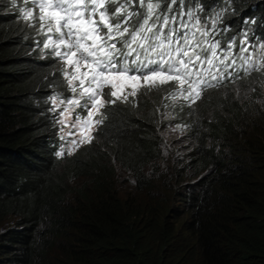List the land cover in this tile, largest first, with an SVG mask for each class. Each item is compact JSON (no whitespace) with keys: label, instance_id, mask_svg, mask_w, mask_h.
Here are the masks:
<instances>
[{"label":"trees","instance_id":"16d2710c","mask_svg":"<svg viewBox=\"0 0 264 264\" xmlns=\"http://www.w3.org/2000/svg\"><path fill=\"white\" fill-rule=\"evenodd\" d=\"M186 1L228 4L232 19L264 26V0ZM27 49L0 9V220L14 219L0 231V264H264V120L211 96L210 124L192 121L194 147L174 181L146 172L161 158L156 124L129 128L115 150L58 161L28 103L47 68H34ZM114 161L133 173L143 203L120 191Z\"/></svg>","mask_w":264,"mask_h":264},{"label":"snow or ice","instance_id":"6c2138e0","mask_svg":"<svg viewBox=\"0 0 264 264\" xmlns=\"http://www.w3.org/2000/svg\"><path fill=\"white\" fill-rule=\"evenodd\" d=\"M11 2L15 4L16 0ZM161 2L33 0L38 15L33 16L29 9L22 10V18L29 21L30 27L38 25L37 34L44 37L42 42H37L42 51L49 50L64 65L61 75L73 93L68 104L86 109L85 116H78L73 125L79 129L81 138L70 142L68 155L79 145L92 142V132L107 118L100 109L117 101L127 103L128 97L135 98L142 87L154 88L172 82L176 90L169 93L171 97L182 96L195 103L201 96L202 86H215L207 76L217 81L231 77V73L225 76V72L236 65V59L232 58L235 40L221 49L215 39L219 35L216 25L221 13L205 17L202 24L195 9L183 11L184 0H179L174 15L171 6L177 5V0H163V10ZM109 5H114L111 11ZM137 7L144 12L134 10ZM134 17L137 20L132 24ZM184 17L193 21L191 26ZM242 35L244 39L236 55L244 63H250L259 47L264 62V42L248 45L247 32ZM105 88H108V99H104ZM57 99L52 97V102L55 104ZM81 100L85 101L83 105ZM97 115L99 119L94 120ZM58 123L64 125L66 119L58 118ZM60 131L63 133L64 128ZM56 155L64 157L65 149L61 148Z\"/></svg>","mask_w":264,"mask_h":264},{"label":"clouds","instance_id":"9594fccd","mask_svg":"<svg viewBox=\"0 0 264 264\" xmlns=\"http://www.w3.org/2000/svg\"><path fill=\"white\" fill-rule=\"evenodd\" d=\"M153 2H155V0H153ZM183 4L186 6L196 5L200 8L202 7L203 11L201 12V16L204 20L205 17L211 18L215 16L216 13H221L220 21L216 25L219 35H216L215 39L220 42L221 49H223L229 41L235 40V45L232 49V58L236 59V65L228 68L225 72V76L231 73V77L217 81L212 80L211 76H207L206 79L215 86H202L201 96L195 103L185 100L182 96L175 98L171 97L169 93L176 90V85L172 82L167 83V86L160 85L155 88L154 93L147 95L141 94V91L146 92L148 87H142L135 98L132 96L128 97L127 103L117 101L115 104H109L100 109L107 118L102 124L97 125L95 131L92 132L94 137L92 142L79 145L73 150L72 155H68L67 151L71 147L70 142L73 139L79 141L81 138L79 129L73 127V125L76 123L78 116L82 118L85 116L86 109L68 104L67 101L73 98V93L70 91L69 86L61 75V69L64 67L63 63L60 62L58 58L51 56L49 50L42 51L41 46H39L37 42H42L44 37L37 34L38 25L37 27H30L29 21L22 18L23 9L32 10L33 16L38 15V9L35 8L33 0H16L15 4H13L11 0H0V9L2 13L10 15L22 40L28 46L24 57L34 68L36 64H42L47 68V70H44L45 73L42 82L37 84L34 89H29L28 103L30 108L33 109V116H36L34 119L40 118L41 122L45 125L48 124L50 128L49 131L51 135L49 134L46 136L47 141L43 147L46 152L51 155V158L54 157L58 161H64L78 154L89 155L96 152L98 148L108 151L111 148L115 150L118 148L119 144L125 142L124 140L132 139L129 128L132 130L137 126L153 128L156 124L155 131L159 140L161 154L166 149H170L167 147V144L171 146L170 143H167V134H169L170 130L175 133L181 130V128H184V131H182L179 136L185 138L186 141H190V143L185 145L186 148L184 152L179 157H176L177 159L174 164L185 162L184 159L190 157L191 149L194 147V139L192 136L194 123L192 121L196 120L200 128L208 127L211 121L210 106L218 104L217 102L213 104L209 103L211 96H222L223 98L229 96L234 97L240 103H244V110L247 113L256 119L264 120V104L258 102L259 99L263 100L262 93L254 94L252 100L247 103L242 102L235 96L242 85L252 83H241L242 79L264 71V62L261 61L259 48L255 49V55L252 61L247 64L236 55L241 46V41L244 39L242 33L247 32L248 45H256L264 42V26L260 25V27H257L255 25V19L250 20L248 17H239V19H237L238 16H235L232 19L230 14L227 13L233 11L228 4H222L216 6V8L209 9L202 3L197 4L196 2H187L184 0ZM178 6L179 2H177V5L171 6L173 12L178 10ZM113 7L114 5H109V10L111 11ZM163 8L164 3L162 0L161 10H163ZM134 10L140 11L141 13L144 12V9L139 7ZM122 18L123 17H121V19ZM136 20L137 18L134 17L131 23L135 24ZM163 31L166 33L167 29H163ZM209 39H211V37H209ZM117 46L119 47V45ZM217 51L219 53L220 50L218 49ZM252 51L253 49L250 47L249 52ZM245 56H247V53ZM206 67L207 65H205V68ZM245 69H248V71L246 72ZM69 71H71V69H69ZM213 71H215V69H213ZM50 73L53 78H50ZM262 76L264 75L258 76L256 81ZM128 91H130V89ZM54 96L58 98L55 104L52 102V97ZM104 99H108V88L104 89ZM84 103V100L80 101L81 105ZM61 113H64V117H61ZM58 118H65L66 123L62 126L58 123ZM93 119H99V116H94ZM61 127L64 128L63 133L60 131ZM62 135L66 138L61 139ZM172 147L173 145L171 148ZM61 148L65 149V155L62 158L56 155ZM114 162L116 166L115 179L117 181L119 172L126 169L122 165H119L118 162ZM152 166L153 163L150 167ZM147 168L149 172V167ZM127 172L131 173L132 180L137 188L133 173L129 170ZM76 180V177H72L68 181V186L75 184ZM174 180L175 178L171 179V181ZM185 189V185L179 187V190L182 192ZM144 200L138 201L143 203Z\"/></svg>","mask_w":264,"mask_h":264},{"label":"rangeland","instance_id":"374dc122","mask_svg":"<svg viewBox=\"0 0 264 264\" xmlns=\"http://www.w3.org/2000/svg\"><path fill=\"white\" fill-rule=\"evenodd\" d=\"M182 8L184 12H189L195 9L197 11V15L201 19V23L202 24L204 23V19L201 16V11H199L200 7L196 5L186 6L183 4ZM175 13L176 11H174L172 14L174 15ZM184 19L188 21L189 25L191 26V23L193 21L189 20L188 17H184ZM192 31H194V29H192ZM197 35H199V33H197ZM259 44H256V45H259ZM197 51H199V49H197ZM214 63H218V61H214ZM164 85L167 86L168 84H164ZM155 88L157 87L148 88L146 92L141 91V94L143 95L152 94L155 92ZM256 93H262L263 100L259 99L258 102L264 104V76L260 77L258 81L252 82L250 84L242 85L236 92L235 96L237 99L241 100L242 102L247 103L250 100H252V96ZM182 131H184V128H181V130L175 133L170 130L169 134H167V137H168L167 143H170L171 146L173 145V147L171 148V146H168L167 144V147L170 149H166L165 151H163L161 154V159L156 164L153 163L152 167H149L150 179H155L158 176H161V172L163 171L165 173H168L167 174L168 176L166 179L171 180L170 174H172L176 168H179L184 165L181 163L174 164V162H176V159H177L176 157H179L184 152L186 148L185 145H188L190 143V141H186L185 138H181L179 136L180 133H182ZM154 171H158V172L153 173ZM117 183H118L120 191L122 193H125L126 196L128 194L129 197H134L138 200H144L147 197L146 193H141V191H138L136 189L134 185V181L132 180L131 173L127 172L124 169L119 172L117 176ZM13 221L14 219L8 218V217L4 220H0V231L7 229L11 224H13Z\"/></svg>","mask_w":264,"mask_h":264}]
</instances>
